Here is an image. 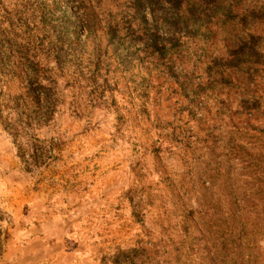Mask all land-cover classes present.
<instances>
[{
	"label": "rangeland",
	"instance_id": "obj_1",
	"mask_svg": "<svg viewBox=\"0 0 264 264\" xmlns=\"http://www.w3.org/2000/svg\"><path fill=\"white\" fill-rule=\"evenodd\" d=\"M32 1L41 11L33 20L42 39L38 59L52 69L57 104L50 120L31 130L50 158L29 172L0 124V259L8 252L7 264H103L138 240L155 254L147 260L163 264L157 255L168 237L180 235V214L199 210L202 188L214 190L204 171L221 159L222 144L203 142V132L215 106L192 96L211 86L215 56L242 34L233 22L221 26L206 16L229 0L195 2L209 11L191 10L170 64L141 52L147 39L139 22L151 25L146 9L133 18L125 0H100L87 30L71 0ZM153 8L165 13L170 6L156 0ZM257 29L264 33V21ZM247 123L261 127L264 117ZM222 165L231 177L237 173L233 163ZM186 224L199 236L196 223ZM255 251L264 264L263 241ZM197 253L176 264H208Z\"/></svg>",
	"mask_w": 264,
	"mask_h": 264
},
{
	"label": "trees",
	"instance_id": "obj_2",
	"mask_svg": "<svg viewBox=\"0 0 264 264\" xmlns=\"http://www.w3.org/2000/svg\"><path fill=\"white\" fill-rule=\"evenodd\" d=\"M99 1L71 0L87 30L92 27L90 19ZM125 1L133 18L144 15L145 9L151 18L149 29L145 20L138 18L140 31L147 39L141 52L157 60L166 59L167 64L179 55L182 39L187 37L184 27L191 10L198 7L200 13L209 11L195 3L198 0H162L170 6L165 13L154 10L156 0ZM214 1L217 0H207V4H215ZM222 2L206 14L209 22L216 17L221 26L233 22L242 34L232 35L231 48L215 56V69L207 76L212 77L208 83L211 86L192 96L193 101L200 98L214 103V117L210 118L211 127L203 132V142H220L221 159L215 157L212 165L207 163L210 166L204 171V182L213 185L214 190L209 193L208 188H202L205 194L201 195L199 210L190 208L180 214V235L168 237L165 250L157 255L163 264H176L180 256L198 251L208 264H262L255 244L264 242V124L255 128L247 122L264 117V33L257 29L264 21V0H245L242 7L240 0H229L226 7L219 8ZM34 3L0 0V124L16 145L17 156L27 172L50 158L49 149L39 144L31 130L45 125L57 104L48 81L52 69L38 59L42 39L33 20L41 11ZM160 29L164 30L163 36L155 33ZM180 30L185 33L180 35ZM52 53L56 58L57 51ZM10 83L15 85L13 92L8 89ZM2 94L6 100L1 98ZM227 162L237 168L232 177L229 165L222 168V163ZM187 221L197 224L199 236L188 233ZM197 241L202 244L199 250ZM140 244L137 240V246L115 252L103 259V264H152L147 258L155 254L144 251ZM193 262L189 260L187 264Z\"/></svg>",
	"mask_w": 264,
	"mask_h": 264
},
{
	"label": "crops",
	"instance_id": "obj_3",
	"mask_svg": "<svg viewBox=\"0 0 264 264\" xmlns=\"http://www.w3.org/2000/svg\"><path fill=\"white\" fill-rule=\"evenodd\" d=\"M6 257H10V254L8 252H6V254L3 255V257L0 259V264H7V258Z\"/></svg>",
	"mask_w": 264,
	"mask_h": 264
}]
</instances>
